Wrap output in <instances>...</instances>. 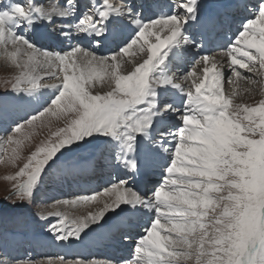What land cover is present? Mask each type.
Returning <instances> with one entry per match:
<instances>
[{
    "label": "snow or ice",
    "instance_id": "snow-or-ice-1",
    "mask_svg": "<svg viewBox=\"0 0 264 264\" xmlns=\"http://www.w3.org/2000/svg\"><path fill=\"white\" fill-rule=\"evenodd\" d=\"M221 7L236 9L239 26L219 58L197 54L184 74L186 88L169 74L173 65L192 49L203 51L204 32L224 22L219 13L205 17L201 0H172L149 17L133 0H0V50L14 70L3 86L22 113L10 122L0 113L8 123L0 163L17 169L7 177L11 207L33 203L50 174L75 175L83 165L70 162V154L87 148L125 174L37 213L51 239L84 242L100 231L125 242L133 237L124 229L151 213L127 264H264V0ZM57 20L55 38L68 42L66 50L30 38L38 24ZM195 25L200 32L191 31ZM124 28L127 39L117 37ZM109 39L115 48L98 54ZM225 82L235 85L231 94ZM241 82L243 93L260 99L237 102ZM162 154L160 181L141 194L133 181L160 167ZM39 264L96 262L58 257Z\"/></svg>",
    "mask_w": 264,
    "mask_h": 264
},
{
    "label": "rangeland",
    "instance_id": "rangeland-1",
    "mask_svg": "<svg viewBox=\"0 0 264 264\" xmlns=\"http://www.w3.org/2000/svg\"><path fill=\"white\" fill-rule=\"evenodd\" d=\"M39 1L45 2V0H42V1L39 0ZM57 1L59 3L62 2V4L64 3V0H57ZM116 1H118L117 3L120 2V0H116ZM134 1L138 2L137 9L142 11L143 14L147 11L149 12L154 9V3L152 4L149 3V2H152L153 0H150L149 2H147L146 0L145 2L146 4L143 6L142 4H140L142 0H133V2ZM205 1L210 3L211 0L209 1L205 0ZM113 2L115 1L113 0ZM253 3H255V1ZM155 10L157 9H154V11ZM234 19L239 20L238 18H236V15L231 16V22H229L228 24L233 23L235 21ZM56 22L52 25H44V26H50V27L54 26V29H56L57 28ZM237 22H240V20L235 21V23ZM42 24L44 23L38 24L36 27ZM43 31H44V28H43ZM126 33H129V30L125 31V28H124V30H122L121 32V36L118 35V37L127 38L128 34L126 35ZM230 33L232 32L230 31ZM28 34L30 38L33 39V37H31L30 35V34H33V32L31 31ZM45 48L51 50V47L49 45H46ZM138 48L139 47H137V49ZM218 49L219 48H217L216 53L220 52ZM52 50H57V49L52 47ZM191 51L197 52L198 55L200 56L205 55V54L200 53L199 50L197 49H192ZM216 53L212 52L210 55H215ZM1 56H2V52L0 53V57ZM202 66L203 65H201V67ZM197 67H200V66H197ZM199 72L201 71L199 70ZM169 74L174 76L175 82H178V84L183 83V79H184L183 75H181L179 78L178 77L176 78V75H175L176 72L173 71V74L172 72H170ZM13 75H14V70L12 68L7 67V65L4 63H0V113H6L7 120L9 122L11 118L18 116L19 114H22L19 112V106L17 104L15 94L11 93L10 89H5L3 86V81L6 79H11ZM185 83H187V87L190 85L189 81L185 80ZM233 86L234 84H228L227 82H225L224 83L225 93L226 94L229 92L231 93L233 91L232 90ZM244 87H246V85L243 82H241L240 91L242 92V95L238 97L237 102L255 103L257 100L260 99V96L258 94L252 95L248 93H243L242 90ZM106 90H107L106 86L100 87L101 92L106 91ZM48 95H51V93L48 92L45 98H47ZM169 95H171V93ZM169 123L170 124L173 123L172 125H175L178 123V121L174 122V120H171ZM7 127H8V123L5 120L0 119V134H1L0 136L5 135V129H7ZM36 139L39 140L40 137H37ZM26 154H27V150L25 151V155ZM92 157L94 156L91 154V149H87V148L77 150L75 153L70 154V162L80 163L83 166L85 164L87 165L91 163L94 164V167H92V170H88L87 168L83 167L80 169V171L77 172L78 175H81L84 172L85 174L81 176L80 178H83L81 180H84V181L87 180L88 182H84V184L82 183L81 185H79V187L76 188V185H78V183H76L74 179L77 176L72 175V176L63 177L54 172L49 175L45 183L35 193L33 203L28 204L27 202H17L19 206L16 208L11 207V202L8 199H6V197H8L9 195V191H10L11 183H12V181L7 179V177L12 176L17 169L14 167L7 166L4 163H0V209H7L5 211H0V264H17L18 261H28V260L36 262L37 264V262H39L40 260H46L49 258L57 259V256H60V255H62L66 260L87 259L90 261L94 260L95 262H98V264H103V262L104 264L106 263V260H108V258L104 257L103 254L110 255L111 254L110 252L116 249L112 243L111 238H101L100 231H95L93 233H90L89 236L85 238L84 242H80L78 244L80 246L79 252L84 251L83 252L84 255H83L79 253L78 251L76 252V250L69 247V244L70 245L75 244L73 240L70 243H62V242H57L51 239L50 233H48V230H47L48 222L41 220L39 216L37 215V213H39L42 209H49V210L52 209V206L54 205L56 201H62L64 199H72L76 195H84V193L82 192L84 188L85 190L90 189V191H88V193L90 194L95 191L101 190L103 187H105V186H102L101 183L98 184L99 186L96 185L95 182H92L90 184V180L97 181V179L99 178L98 176L99 174L100 175L102 174V178H103L102 181L107 182L108 184L114 179L123 177L122 174H119V171H117L118 176L116 175L115 177V174L117 173L115 171L114 164L113 166H111L110 163L106 162L103 158L100 159L99 155H96L95 160ZM165 160H166V155H164V159L161 160V166L158 168L152 169V172L157 174L153 176V178L151 177V180L156 179L154 184H152L153 187L156 186L157 183L161 179L162 167H163V163L165 162ZM98 163L99 165L101 163V165L98 166ZM88 174L90 176H88ZM150 176L151 175L149 174L148 177L150 178ZM72 177L74 179L71 180V182L69 183V179ZM84 177L86 180L84 179ZM106 179H108V181H106ZM87 185L88 186L90 185V186L86 187ZM137 191L140 192V189H138ZM141 194H144V193H141ZM60 210L63 211L64 209H60ZM72 210L75 211L76 209H72ZM49 219L51 223H57V220L55 217H51ZM4 221H6L7 224ZM135 222L137 221L136 220L134 221L130 229H125L126 231H129L131 233L134 240H135V236H137L136 234L138 233V230L135 231L134 228L135 229L140 228V230H142L143 232L144 227L148 221L146 217L145 222L143 223L140 221V223L135 225ZM69 227H71L70 224H69ZM104 231H107V228ZM15 234H19L20 235L19 237H23L22 242H15V244L17 245L13 244L14 240L12 239L13 237H15L14 236ZM42 238H47L46 248L42 245ZM131 241L132 240H128L126 241V243H130ZM116 244H119V246L126 245L127 247V244H125V242L116 243ZM60 246H62L61 249H59ZM88 246H91L92 249ZM73 250L74 252L72 253ZM86 252L87 253L90 252V255L88 256L85 255ZM92 252H100V253L92 254ZM67 253H72V255L71 254L69 255ZM133 257H134V250L132 252V256L128 258V261L132 260ZM125 259H126V256H125ZM125 263H126V260H124L122 264H125ZM111 264L113 263L111 262Z\"/></svg>",
    "mask_w": 264,
    "mask_h": 264
},
{
    "label": "bare ground",
    "instance_id": "bare-ground-1",
    "mask_svg": "<svg viewBox=\"0 0 264 264\" xmlns=\"http://www.w3.org/2000/svg\"><path fill=\"white\" fill-rule=\"evenodd\" d=\"M39 1V0H38ZM42 1V0H41ZM115 1V3H117L118 1H116V0H114ZM209 1V0H208ZM255 0H251V2L253 3ZM49 2V0H45V2H41L42 4H47ZM58 2V1H57ZM201 3L202 4H204L205 5V8H204V14H205V17H207V16H209V15H216V14H220V16L222 15V14H224L222 17H221V19L224 21L221 25H219V26H217V27H212V28H209V31H205L204 32V48H206V51H205V53H206V55H209V56H215L216 55V57H218L219 58V53L221 52V50H222V46L223 45H225V44H227L226 43V40H225V38H227V37H231L232 35H233V33L236 31V29H237V27L239 26V23L240 22H237V23H235V21H239V20H236V19H234L235 21L233 22V23H230V24H228L229 22H231V15H227L226 14V10L227 9H229V11L230 10H233L234 8H229V7H221V6H227V5H229V4H231V3H233V0H211L210 1V3H208V2H205V0H201ZM61 4H62V2H61ZM169 4H171V2H168L167 4H166V6L165 7H167ZM144 16L145 17H148L149 15H148V13H144ZM57 24H56V26H57V28L56 29H54V26H44V25H47V24H42V25H40V26H38V27H36V28H34L33 30H32V32H33V34H31V36H36V38L37 39H39V40H41V41H45V43L46 44H50L49 46L51 47V50H52V47H54V48H56L57 49V51H59L60 49H67V47H68V42L67 41H64L63 43H60V41H58L55 37L57 36V34H58V31H59V24H60V21L59 20H57V22H56ZM157 27H159V26H157ZM43 28H44V31H43ZM155 29H153V31H154ZM200 26L199 25H195L192 29H191V31H193V32H200ZM230 31L232 32V33H230ZM44 32V33H43ZM129 36V35H128ZM128 36H127V38H128ZM122 38H124V39H127L126 37H122ZM147 39H149V40H153L154 41V37H151V36H149V37H147ZM228 41V40H227ZM38 43H42V42H38ZM73 43H75V41H73ZM46 44H44V45H41V46H43V47H45L46 46ZM212 46V47H211ZM134 47H139L138 45L137 46H134ZM145 47H147V45H145ZM214 47H218L219 49V53H216L215 55H210V52L213 50V48ZM112 49H114V48H111V47H109L108 45H106L105 43H104V45L98 50L101 54H104V55H109L110 54V50H112ZM208 49H209V51H208ZM2 51L0 50V53H1ZM192 58H190V60H191ZM186 60L187 59H185V62H186ZM189 60V59H188ZM0 63H4V64H6L7 65V67H9V68H11V66L5 61V59H4V57H3V54H2V56L0 57ZM201 66V65H200ZM203 67V66H202ZM130 69V66H126L125 65V68L123 69V70H129ZM180 70H178V72H179ZM174 72H176V71H174ZM200 74H201V76H202V72H200ZM197 75L198 76H200L198 73H197ZM179 78V77H178ZM43 82V81H42ZM46 82H48V83H52V82H54V81H46ZM177 83V82H176ZM189 83H190V81H189ZM181 84H183V83H181ZM235 88V85L233 86V89ZM232 89V90H233ZM230 91V90H229ZM228 91V92H229ZM227 94H231L230 92L229 93H227ZM173 95H175L174 93H171V95H169L168 97H170V96H173ZM174 120V122L176 121L175 119H173ZM173 124V123H172ZM5 125V124H4ZM7 125V124H6ZM1 135V134H0ZM154 135H157V139L159 138V136H158V134L157 133H154ZM89 164V163H88ZM96 165V164H95ZM110 165L111 166H113V164H111L110 163ZM83 167H85V168H87L88 170H92V167H94V164L93 163H91V164H89V165H87V164H85ZM82 167V168H83ZM161 170V169H160ZM7 171V170H6ZM78 171H80V170H78ZM77 171V172H78ZM115 171H116V173H117V171H119V174H122V176H124V174H125V170L122 168V167H117V166H115ZM85 173L83 172V174H81V175H78V173L76 174V176L77 177H79V180L81 181V179H80V177L81 176H83ZM147 174H151V177L153 178V176H155L156 174L155 173H153L152 172V169H150V170H145V171H143L140 175H138L136 178H135V180L133 181V186H134V188L135 189H140V193H149L150 194V192H151V190L153 189V187H149L148 186V184H147V182L145 181V179H144V177H146V175ZM118 176V175H117ZM121 176V177H122ZM159 176V175H158ZM74 178L72 177V178H70L69 179V183L71 182V180H73ZM86 180V179H85ZM106 181H108V179H106ZM84 182H88L87 180L86 181H84ZM88 184V183H87ZM77 187H79V185H76V188ZM50 210H52V209H50ZM69 211V214L70 215H79L80 214V211L81 210H79V209H76L75 211L74 210H72V209H69L68 210ZM145 218H146V216H143V217H139V218H136L135 220L137 221V222H135V225L136 224H138V223H140V221L143 223V222H145ZM141 219V220H140ZM4 220H6V219H4ZM2 222V221H1ZM6 224H7V222L6 221H4ZM131 227H129V228H125V229H130ZM124 229V230H125ZM97 235V234H96ZM15 237H13L12 239L14 240V245H17V244H15V242H22V240H23V237H19L20 235L19 234H15L14 235ZM136 237V236H135ZM18 238H19V240H18ZM42 245L46 248V245H47V238H42ZM61 247L62 246H60V248L59 249H61ZM69 247L70 248H72V249H74V250H76V252L77 251H79L80 249V246L78 245V244H74V245H70L69 244ZM88 247H90L91 248V246H88ZM110 247V246H109ZM92 249V248H91ZM74 250L72 251V253L74 252ZM111 250V249H110ZM50 251V250H49ZM72 253H67V254H71L72 255ZM56 255V254H55ZM74 255V254H73ZM78 255V254H77ZM85 255H90V252L89 253H87L86 252V254ZM57 256V255H56ZM62 255H60V256H57V258L58 257H61ZM63 257V256H62ZM89 259V258H88ZM102 259V258H101ZM47 260V259H46ZM46 260H40V261H46ZM54 262L56 261V258L55 259H52ZM39 261V262H40ZM69 261H71V260H69ZM94 261V260H93ZM98 261V260H97ZM104 261V260H103ZM39 262H37V264H39ZM101 263V262H100ZM96 264H98V262H96ZM125 264H127V263H125Z\"/></svg>",
    "mask_w": 264,
    "mask_h": 264
}]
</instances>
